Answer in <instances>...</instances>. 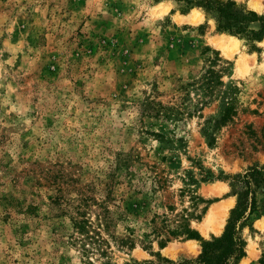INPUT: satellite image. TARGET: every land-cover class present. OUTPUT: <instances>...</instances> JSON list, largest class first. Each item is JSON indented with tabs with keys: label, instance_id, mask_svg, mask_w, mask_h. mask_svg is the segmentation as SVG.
I'll return each instance as SVG.
<instances>
[{
	"label": "rangeland",
	"instance_id": "rangeland-1",
	"mask_svg": "<svg viewBox=\"0 0 264 264\" xmlns=\"http://www.w3.org/2000/svg\"><path fill=\"white\" fill-rule=\"evenodd\" d=\"M234 1L264 15V0ZM253 165L264 36L220 32L176 0H0V264H200L197 240L145 238L153 215L206 208L190 226L218 236L236 202L226 177ZM82 199L89 220L108 209L103 251L67 241ZM257 200L238 264H264ZM229 202L222 231L204 229Z\"/></svg>",
	"mask_w": 264,
	"mask_h": 264
},
{
	"label": "trees",
	"instance_id": "trees-1",
	"mask_svg": "<svg viewBox=\"0 0 264 264\" xmlns=\"http://www.w3.org/2000/svg\"><path fill=\"white\" fill-rule=\"evenodd\" d=\"M182 1L186 6L202 7L205 12L215 15L216 29L231 35L242 36L248 40L260 41L264 36V15H259L253 10L236 3L234 0H176ZM258 24V28H251L252 24ZM231 187V194L236 196V202L230 209L226 224L222 233L203 238L199 232L190 226L191 219H200L206 208H202L201 214L189 212L183 209L182 213H176L172 217L164 210L161 214L153 215L152 228L145 238L152 236L157 240L158 246L163 248L173 238L194 239L200 242V252L197 262L200 264H238L245 256L246 240L243 236V228H252V220L260 213L258 206V194H264V166L253 165L241 173L227 175ZM180 195L183 191H180ZM190 201L195 205L197 201H203L201 197L189 192ZM104 202V201H103ZM100 204L102 213L95 215V221L86 216L89 207L87 199H82L74 213L68 215L67 241L72 245H78L83 253L87 254L91 249L103 251L102 246L107 241L102 237L101 231L108 226V209ZM170 212L172 206L165 205ZM155 216L161 217V223L157 224ZM96 224V225H94ZM146 241V240H144ZM122 246H131L133 240L128 238L115 240ZM151 248V242L144 244Z\"/></svg>",
	"mask_w": 264,
	"mask_h": 264
},
{
	"label": "bare ground",
	"instance_id": "bare-ground-1",
	"mask_svg": "<svg viewBox=\"0 0 264 264\" xmlns=\"http://www.w3.org/2000/svg\"><path fill=\"white\" fill-rule=\"evenodd\" d=\"M226 43V41H222L220 43V45L222 46V44ZM223 47H225L223 45ZM230 206H232V204L229 202V203H224L222 206H221V209L219 211H211V213L209 214L208 216V221L206 223V225L204 226V229H207L211 226H213V230L214 232L216 233H220L222 231V228H223V221H224V218L226 217L227 213H228V209L230 208ZM216 220L217 224L214 226V221ZM166 252L167 253H170V254H174L172 253V251H170L169 249H166Z\"/></svg>",
	"mask_w": 264,
	"mask_h": 264
}]
</instances>
